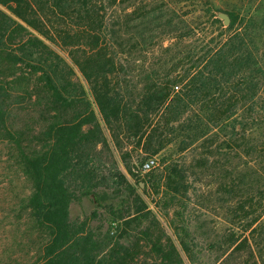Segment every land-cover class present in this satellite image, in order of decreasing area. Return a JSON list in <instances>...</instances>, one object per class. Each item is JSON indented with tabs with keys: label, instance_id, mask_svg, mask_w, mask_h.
<instances>
[{
	"label": "trees",
	"instance_id": "obj_1",
	"mask_svg": "<svg viewBox=\"0 0 264 264\" xmlns=\"http://www.w3.org/2000/svg\"><path fill=\"white\" fill-rule=\"evenodd\" d=\"M104 4L0 0V140L15 148L13 159L30 185L20 209L29 212V230L38 237L34 264H184L120 172L114 176L139 202L134 212L115 215L113 210L112 231L89 226L100 222L96 212L82 220L69 218L70 204L80 197L92 196L97 205L102 200L95 189L105 177H99L90 154L107 145L101 122L117 146L135 140L147 160L160 157L161 170L149 180L170 199L186 193L187 185L184 169L167 150L198 144L204 153L217 154L224 161L217 164L220 177L228 180L223 187L235 201L232 211L248 231L240 239L232 235L231 243L246 245L264 264V65L253 19L208 1L178 17L177 9L166 13L159 3L136 6L122 23L107 26ZM138 18L154 27L113 49L115 25L129 27ZM154 30L163 37L154 40L159 37ZM51 44L65 48L67 58ZM133 44L141 47L146 68L136 65ZM18 109L35 111L37 129L27 126L34 116L22 123L14 119ZM72 179L79 181L74 192ZM133 224L138 229L131 233ZM15 236H21L20 229ZM180 244L187 249L181 237ZM146 246L154 253L150 261L139 257Z\"/></svg>",
	"mask_w": 264,
	"mask_h": 264
},
{
	"label": "rangeland",
	"instance_id": "obj_2",
	"mask_svg": "<svg viewBox=\"0 0 264 264\" xmlns=\"http://www.w3.org/2000/svg\"><path fill=\"white\" fill-rule=\"evenodd\" d=\"M206 1L213 7L221 10H236L243 17L253 19V31L258 34V36L255 34L256 43L260 56H262L261 62L264 65V0H105L106 22L107 26L110 23L115 24L117 21L122 23L126 13L134 7L154 6L159 3L166 5V13H169V9L174 7L177 9L175 15L183 17L186 13L197 11L200 5ZM140 20L138 18L130 22L129 27L115 25L113 49L118 50V41H128L129 37H136L143 30L150 32L149 30L154 27L152 24H145ZM120 28L123 29L122 37L118 34ZM127 30L132 34H127ZM152 33L160 35L159 30H154ZM160 37L163 35L154 38V40ZM167 43L168 41L165 40L164 45ZM133 45L132 54L138 59L136 65L139 69L142 65H145L144 68H146L148 64L142 62L141 47ZM51 47L67 58L65 48L56 44H51ZM123 47L127 48L128 46L125 44ZM138 71L136 70V73ZM78 76L81 79L79 74ZM81 81L87 89L86 82L83 79ZM95 111L100 120V115L97 110ZM33 116L35 119L32 120V124L29 122L27 126L30 129H35L37 116L33 110L21 111L18 109L14 119L22 123L23 120ZM101 124L107 145H98L95 151L90 154L94 156L99 177L101 175L105 177L103 184L95 189L102 195V200L98 205L93 201L92 196H82L73 201L68 209L70 219L82 220L89 217L92 212H96L100 222L95 219L90 222L89 226L95 228L102 225V231H112L114 226L111 227L110 223L114 217L113 210L115 215L119 210L124 213L126 211L134 212L139 202L128 195L129 189L126 183L114 176V172H120L133 188L134 194L141 197L159 221L166 235L172 239L184 264H260L261 259L255 251H251L246 245L234 248L238 241L235 244L231 243L232 235L240 239V236L246 235L248 231L243 232L244 221L236 219L232 211L235 201L229 197L228 188L223 187L228 180L220 177L221 171L217 164L219 161L220 163L224 161H221L222 159L217 154L213 156V154L204 153L198 144L183 151H175V148L167 150L166 152L172 154V158L179 163V167L184 169V183L187 185L186 193L181 192L174 196V199H170L162 193L164 188L157 192L149 180L151 173H158L161 170L160 157L150 156V159L155 161L154 166L148 171L142 170V163L149 159V156L142 152L141 146L137 145L135 140L130 142L124 138L123 145L117 146L118 144L113 142L110 132L102 122ZM14 151H16L15 148L9 145L7 140H0V264H34L36 263L38 237L36 233L29 230L30 225L27 224L29 212L20 209V199L29 192L30 185L13 159ZM233 164L234 162L228 166L232 167ZM262 179L259 177V180ZM144 180L147 182L146 184ZM78 184V180H70V191L74 192ZM15 212L19 215L13 214ZM151 220L150 217L149 220L143 222V225L149 224ZM17 229H20L21 235L18 236L19 243L16 242V239L19 238L15 236ZM137 229L135 224L129 227L131 233ZM31 232H33L32 236ZM113 232L115 238L118 237V230ZM152 232L157 233L158 231L155 229ZM176 232H179V236ZM180 237L185 242L187 249L181 246ZM121 241L128 243L129 240ZM25 245L29 248H24ZM138 251L139 257L147 258L148 261L154 254L149 250V246L140 248Z\"/></svg>",
	"mask_w": 264,
	"mask_h": 264
},
{
	"label": "built area",
	"instance_id": "obj_3",
	"mask_svg": "<svg viewBox=\"0 0 264 264\" xmlns=\"http://www.w3.org/2000/svg\"><path fill=\"white\" fill-rule=\"evenodd\" d=\"M154 164H155L154 159L147 160V161H145L143 163L142 170L148 171V170H150L154 166Z\"/></svg>",
	"mask_w": 264,
	"mask_h": 264
},
{
	"label": "water",
	"instance_id": "obj_4",
	"mask_svg": "<svg viewBox=\"0 0 264 264\" xmlns=\"http://www.w3.org/2000/svg\"><path fill=\"white\" fill-rule=\"evenodd\" d=\"M219 16L225 24L229 22L228 16L225 13H221Z\"/></svg>",
	"mask_w": 264,
	"mask_h": 264
}]
</instances>
